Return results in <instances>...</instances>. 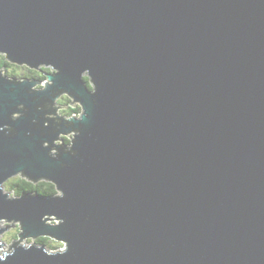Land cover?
Here are the masks:
<instances>
[{
	"label": "water",
	"instance_id": "water-1",
	"mask_svg": "<svg viewBox=\"0 0 264 264\" xmlns=\"http://www.w3.org/2000/svg\"><path fill=\"white\" fill-rule=\"evenodd\" d=\"M0 54L51 68L0 69V124L20 133L0 139V189L18 174L66 192L0 197V233L17 223L16 236L70 241L5 264H264V0H0ZM50 79L68 90L45 118L69 148L77 114L58 99L86 108L63 168L23 135L27 119H9L20 102L41 115L26 89L47 96Z\"/></svg>",
	"mask_w": 264,
	"mask_h": 264
},
{
	"label": "clouds",
	"instance_id": "clouds-1",
	"mask_svg": "<svg viewBox=\"0 0 264 264\" xmlns=\"http://www.w3.org/2000/svg\"><path fill=\"white\" fill-rule=\"evenodd\" d=\"M38 64H48V65L54 66V64L51 62H39ZM85 69H88L91 73V70L89 68L85 67L83 70ZM54 70L56 71L52 75V77H55L60 71V69L56 66H54ZM7 81H9L12 84H22L26 82V81L14 80V79H10ZM54 84H55L54 79H50L49 81H47L48 86H53L50 93L47 96L33 95L34 93L29 91L30 87L26 89L27 93L29 95H32L33 107H34L35 112L40 113L41 115L33 114L32 108L27 107L24 102H20L14 105L13 110L9 112V119L11 121H16L21 118L27 119L28 127L24 130L23 135L25 137L31 138L38 133L39 136L41 137V140H40L41 147L43 149H47V153H46L47 156L51 159L59 160V165L61 168H63V167H66V161H64L63 159H60L61 156L71 155L75 157L79 154L78 149L74 147V144H75L77 137L82 134L83 118L86 115V108L82 112L78 113L77 118L72 121L73 128L76 129L77 132L76 134H74L73 143L71 144L69 148V146L66 145L60 138L61 128L56 126L55 124H49L45 118L48 112L49 102L54 101L55 97L61 91L68 90L64 87H55ZM95 85H96V90L94 93H96L98 90V86L96 82H95ZM41 87H43V85H41ZM10 91H14V89H10ZM45 91H47V88L45 89ZM61 112H62V109H61ZM63 128L67 129L66 131H68L67 124H65ZM19 134H20L19 130L16 129L12 124H9V123L0 124V139L16 137ZM44 137H53V138L46 139ZM21 170L25 171L24 168H18L14 170L11 174H15L17 171H21ZM43 176H47V175H43ZM52 179L55 180L54 178ZM55 181L57 182V180ZM59 188L61 191L57 192L56 194H52L47 191H38V190H25L21 193H17L16 191L0 189V197H3L5 200L10 201V202L18 201L22 199L26 193L32 197H36L37 195H39L43 197L64 198L66 195V192L62 187L59 186ZM48 214H54L55 216L60 218L61 222H59L56 226H60L66 223L65 217L60 216L55 212H45L43 216H41V220L44 222L45 225H49L48 223L45 222V218ZM0 216H4V215H0ZM13 218L18 219L16 217H13ZM18 220L22 221L21 219H18ZM41 233H51L52 235L57 236L61 238L62 240L66 241V243L62 247L58 248L57 250H50L49 246L46 243L38 241L36 239H32ZM17 248H22L25 251H29L35 248L36 250H42L48 256H55L57 254L63 255L69 251L70 241L68 240L66 236H61V235L54 234L52 232H47V231L39 232L36 234H26L25 228L23 226L22 234L19 236H16L15 239H9L3 236L2 234H0V264H5V262L7 261V258L12 256L16 252Z\"/></svg>",
	"mask_w": 264,
	"mask_h": 264
},
{
	"label": "trees",
	"instance_id": "trees-1",
	"mask_svg": "<svg viewBox=\"0 0 264 264\" xmlns=\"http://www.w3.org/2000/svg\"><path fill=\"white\" fill-rule=\"evenodd\" d=\"M8 64H12L9 62L4 54H0V69L6 70L8 67ZM29 70H33L29 68ZM44 71H48V68H44ZM39 76V75H37ZM36 76V77H37ZM9 78H17L16 75L8 76ZM23 78V77H22ZM34 78V77H30ZM38 78V77H37ZM41 80L45 79V76L39 77ZM87 80V77H84ZM20 79V78H17ZM70 110L68 111L69 114L74 113L77 109L74 107H70ZM65 142H69V139L66 137L64 138ZM9 185L8 189L9 191H16L17 193H21L25 190H38V191H47L52 194H56L57 190L55 188V185L52 182H49L47 180H39L38 182L34 183L30 180H28L26 177L19 175L15 180H12L11 178L7 180ZM36 240L46 243L49 246V238L48 237H39Z\"/></svg>",
	"mask_w": 264,
	"mask_h": 264
},
{
	"label": "rangeland",
	"instance_id": "rangeland-1",
	"mask_svg": "<svg viewBox=\"0 0 264 264\" xmlns=\"http://www.w3.org/2000/svg\"><path fill=\"white\" fill-rule=\"evenodd\" d=\"M49 68V67H48ZM49 71H51V68H49ZM3 72L9 76L11 75H16L17 78H22L25 75H30L32 74L31 70H29V67L26 65H18V64H8V67L6 68V70H3ZM63 103V104H62ZM67 103V102H66ZM58 104L60 105H64L65 106V99L63 100V98H59L58 100ZM63 110H65V108H61ZM63 115H66V112H61ZM19 175H15L13 177H11L12 180H15ZM9 183L8 181H6L3 185V189H8ZM2 226L6 227L5 230L3 232H1L0 234H2L3 236L9 238V239H15L16 238V233H17V223H6V222H2ZM63 243L60 241H56L52 238H49V248L51 250H57L58 248L62 247Z\"/></svg>",
	"mask_w": 264,
	"mask_h": 264
},
{
	"label": "flooded vegetation",
	"instance_id": "flooded-vegetation-1",
	"mask_svg": "<svg viewBox=\"0 0 264 264\" xmlns=\"http://www.w3.org/2000/svg\"><path fill=\"white\" fill-rule=\"evenodd\" d=\"M44 68H48V67H41V68H39V69H33V70L31 71L32 74H30V75H25L23 78L34 77L33 79H40L39 77L45 76L44 73L47 72V71H44ZM48 71H49V68H48ZM4 74H5V73H4ZM5 75H6L7 77L9 76V75H7V73H6ZM37 75H39V76H37ZM36 76H37L38 78H37ZM84 77H87V76L85 75ZM20 79H22V78H20ZM84 79H85V78H84ZM85 80H86V79H85ZM87 81H88V84H89V78H88V77H87ZM89 86H90V84H89ZM60 98H63V100L65 99V106H66V107H65V110L62 109V112L64 111V112H66L67 114H69L68 111L70 110L69 108L71 107V106H69V103L71 102V98H70L67 94H63ZM58 100H59V99H58ZM66 102H67V103H66ZM62 104H63V103H62ZM73 107L77 109V110L75 111V113L78 114V112L81 110L80 104H79V103H75ZM59 113L62 114V113H61V109L59 110ZM66 138L69 139L70 136H66Z\"/></svg>",
	"mask_w": 264,
	"mask_h": 264
}]
</instances>
